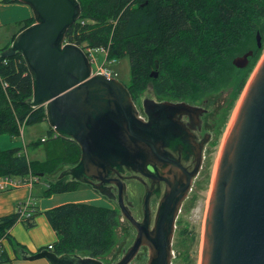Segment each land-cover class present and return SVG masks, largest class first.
Here are the masks:
<instances>
[{
	"label": "water",
	"instance_id": "obj_1",
	"mask_svg": "<svg viewBox=\"0 0 264 264\" xmlns=\"http://www.w3.org/2000/svg\"><path fill=\"white\" fill-rule=\"evenodd\" d=\"M28 5L34 22L19 30L0 51L2 58L20 54L32 81V96L24 103L44 106L46 121L56 135L74 140L79 160L61 170L57 179L90 186L108 197L109 176L124 165L140 170L166 160L171 142L169 116L192 106L144 99L147 121L126 85L102 74L91 75L84 50L65 41L68 28L80 17L78 0H18ZM257 47L261 35L256 33ZM252 51L233 58L245 66ZM157 76V70L150 73ZM165 117H167L165 119ZM109 198V197H108ZM142 242L116 263L126 264ZM21 258H45L49 264H103L77 253L57 255L48 248ZM200 264H264V57L253 74L225 136L206 213Z\"/></svg>",
	"mask_w": 264,
	"mask_h": 264
},
{
	"label": "trees",
	"instance_id": "obj_2",
	"mask_svg": "<svg viewBox=\"0 0 264 264\" xmlns=\"http://www.w3.org/2000/svg\"><path fill=\"white\" fill-rule=\"evenodd\" d=\"M78 1L80 17L68 28L66 41L83 49L106 47L110 59L127 57L130 79L125 85L132 100L148 86L165 97L187 98L208 91L221 84V71L232 66L230 59L251 42L254 56L239 82V92L263 47L262 41L257 47L254 38L259 32L264 39V0ZM33 22V17L22 20L20 30ZM154 69L157 76L151 77ZM31 96V76L22 56H0V134L15 136L22 126L46 120L44 106L24 103ZM48 132L49 137L30 144L45 145L44 160H30L21 147L0 148V177L36 176L45 183L42 196L83 186L69 177L49 176L59 167L76 164L80 148L74 140L55 135L52 127ZM36 214L24 219L19 211L0 216V239H6L16 254L24 246L10 237L9 230L17 222L33 227ZM43 214L57 235L51 247L45 248L57 255L77 253L100 259L117 242L118 216L114 208L71 202ZM9 260L1 244L0 262Z\"/></svg>",
	"mask_w": 264,
	"mask_h": 264
},
{
	"label": "flooded vegetation",
	"instance_id": "obj_3",
	"mask_svg": "<svg viewBox=\"0 0 264 264\" xmlns=\"http://www.w3.org/2000/svg\"><path fill=\"white\" fill-rule=\"evenodd\" d=\"M248 51L252 54L247 65L232 63ZM236 56L232 66L218 75L221 84L203 93L187 98L161 96L152 88L143 93L142 101L184 102L192 107L165 117L173 121L164 134L171 142L163 149L166 160L142 171L122 165L105 183L109 198L104 197L116 210L118 223L117 242L100 258L103 264L118 262L137 238L142 242L126 264H185L194 256L208 209L215 159L254 50L248 48ZM133 102L138 116L147 121L139 99Z\"/></svg>",
	"mask_w": 264,
	"mask_h": 264
},
{
	"label": "crops",
	"instance_id": "obj_4",
	"mask_svg": "<svg viewBox=\"0 0 264 264\" xmlns=\"http://www.w3.org/2000/svg\"><path fill=\"white\" fill-rule=\"evenodd\" d=\"M30 17L32 15L28 5L21 2H3V0H0V51L12 41L13 35L19 32V23ZM41 181L39 180L38 182ZM38 182L33 185H21L0 191V216L16 212L20 205L27 202L30 203L35 214L37 213L34 216L35 225L33 227L26 228L23 223L17 222L9 230L10 237L23 245V250L28 254H34L57 240V235L43 212L61 204L72 202V200H78L72 199V191L42 196L43 188L45 187L44 182L42 188L33 190ZM76 203L87 202L76 201ZM2 245L10 260L0 262V264H49L45 258H21L22 251L16 254L6 239L2 241Z\"/></svg>",
	"mask_w": 264,
	"mask_h": 264
},
{
	"label": "rangeland",
	"instance_id": "obj_5",
	"mask_svg": "<svg viewBox=\"0 0 264 264\" xmlns=\"http://www.w3.org/2000/svg\"><path fill=\"white\" fill-rule=\"evenodd\" d=\"M30 11H31V9H30ZM31 15H32V12H31ZM261 41L263 42V47H262V49L259 52L258 59L256 60V63L254 64V66L251 69V71L248 73L247 79H246L244 87H243V89H242V91L240 93V96L236 99V102L232 105V107H233L232 116L230 118L229 124L227 125V129H226V131L224 133V136H223V139H222V144L220 146V151L217 154V157L215 159V166H214L215 170H213L214 171V176H215V171H216V167H217V163H218L219 156H220V153H221V149H222V145H223V142H224L225 135L227 134L228 128L230 127V125L232 123V119H233L234 114H235V112L237 110V107L239 105L241 97H242L244 91L246 90V88H247V86H248L253 74L255 73V71L257 69V67L259 66L261 60L264 57V39H262V36H261ZM255 43H256V39L254 38V44ZM248 45L249 46H247V47L244 46V47H246L245 50H243V49L240 50L239 49L238 50L239 52L237 51L238 53L236 52L234 54V56H236V55H238V54H240L242 52H245L248 48H251V49L254 50V47L251 46V42ZM232 58L230 59V62H231ZM97 59H98L97 62L102 61L103 60V53H98L97 54ZM97 62H94L92 64L93 68L96 67V63ZM109 66L111 68L115 69L118 72L117 78L121 82H123L124 84H127L129 82V79H130V65H129V60H128L127 57L118 59L116 63L109 64ZM148 88H151V86H148L136 98V101H137V99H139L141 105H142V100L141 99H142L143 93ZM49 127L50 126H49L48 122L45 120V121H42V122L37 123V124L23 126L21 128L22 131L19 132V134L15 135V136L9 135V134H0V148L1 149H10V148H15V147H21L22 150H24L26 148L27 156H28V158L30 160H40V161L44 160L45 157H46L45 156L46 155L45 154V148H44L45 145L44 144H39V145H35L34 146V145H30V144L32 142L36 141V140H39L41 137H43V138L49 137V132H48ZM24 143L26 144V146L24 145ZM63 168H65V167L64 166L59 167L56 170L55 173H52L49 176L50 177H56L58 175V173L61 170H63ZM213 180H214V178H213ZM43 186H44L43 181L38 182L36 184V187H34L33 190H37L39 188H42ZM211 190H209V192H208L209 200H210ZM72 199H78L76 201H78V202H87V203H91V204L96 205V206H103V207L104 206L105 207L112 206L111 203L104 196H102L96 190L92 189L90 186H87V185H83L79 189L72 191ZM76 201L72 200V203L73 202L75 203ZM68 203H71V202H68ZM205 218H204V221H203L202 225H200L199 242H198V245H197V248H196V252L194 253V256H192L191 259L188 262H186L185 264H200ZM175 262H177V261H175ZM180 264H183V263L180 262Z\"/></svg>",
	"mask_w": 264,
	"mask_h": 264
},
{
	"label": "built area",
	"instance_id": "obj_6",
	"mask_svg": "<svg viewBox=\"0 0 264 264\" xmlns=\"http://www.w3.org/2000/svg\"><path fill=\"white\" fill-rule=\"evenodd\" d=\"M85 52L87 53V56L89 58V61L91 65L94 62H97V54L103 53V60L96 63V67L91 70V75L95 74H102L106 77H113L117 78L118 72L111 68L109 64L116 63L117 60L115 58H108V50L106 47H86ZM5 85V84H3ZM35 180V177L29 174L27 177L24 178H12L9 176L0 177V191L8 190L12 188L19 187L21 185H31L33 181ZM18 211L21 214V218H27L30 215H32V208L30 206V203L27 202L23 204L20 208H18ZM3 238L0 239V251H1V244H2Z\"/></svg>",
	"mask_w": 264,
	"mask_h": 264
},
{
	"label": "bare ground",
	"instance_id": "obj_7",
	"mask_svg": "<svg viewBox=\"0 0 264 264\" xmlns=\"http://www.w3.org/2000/svg\"><path fill=\"white\" fill-rule=\"evenodd\" d=\"M246 91V90H245ZM245 91H244V93H245ZM244 93H243V95H242V97H241V100H242V98H243V96H244ZM241 100H240V102H241ZM240 102H239V104H240ZM239 106V105H238ZM237 109H238V107H237ZM237 111V110H236ZM236 113V112H235ZM234 116H235V114H234ZM234 118V117H233ZM233 120V119H232ZM89 256V255H88Z\"/></svg>",
	"mask_w": 264,
	"mask_h": 264
}]
</instances>
